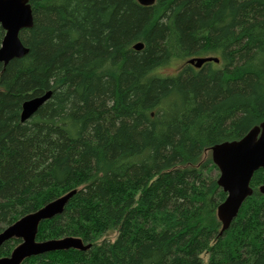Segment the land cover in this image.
Here are the masks:
<instances>
[{
    "label": "trees",
    "instance_id": "trees-1",
    "mask_svg": "<svg viewBox=\"0 0 264 264\" xmlns=\"http://www.w3.org/2000/svg\"><path fill=\"white\" fill-rule=\"evenodd\" d=\"M29 2V52L0 63V232L77 189L37 239L92 245L21 264H264V168L222 231L227 193L207 153L264 121V0ZM202 56L220 61L186 62Z\"/></svg>",
    "mask_w": 264,
    "mask_h": 264
},
{
    "label": "water",
    "instance_id": "water-1",
    "mask_svg": "<svg viewBox=\"0 0 264 264\" xmlns=\"http://www.w3.org/2000/svg\"><path fill=\"white\" fill-rule=\"evenodd\" d=\"M149 6L156 0H138ZM0 24L5 35L0 46V63L8 64L14 58L25 56L29 48L21 38L23 29L34 24V14L29 0H0ZM144 47L143 42L134 44L136 50ZM216 56L192 57L186 62L196 68L207 62L218 63ZM45 94L30 98L23 103L21 120L29 119L51 96ZM212 159L219 170L218 184L227 193L226 199L219 204L217 216L222 223V231L227 229L238 215L244 201L252 195L251 179L256 170L264 168V121L252 127L243 137L213 145ZM264 194V184L259 187ZM77 189L48 202L36 211L22 216L0 232V247L9 239L18 238L21 242L7 256H0V264H21L25 259L42 253L68 250L71 248L87 250L91 243H86L78 236H64L38 240L40 224L64 211Z\"/></svg>",
    "mask_w": 264,
    "mask_h": 264
},
{
    "label": "rangeland",
    "instance_id": "rangeland-1",
    "mask_svg": "<svg viewBox=\"0 0 264 264\" xmlns=\"http://www.w3.org/2000/svg\"><path fill=\"white\" fill-rule=\"evenodd\" d=\"M185 62L181 59V60H172L171 62L159 67L156 70V74L158 75H173L179 72V70L182 68L183 64ZM208 155H212L211 154V149L207 150ZM214 175L219 174V170H214L213 171ZM208 260V255H205V261Z\"/></svg>",
    "mask_w": 264,
    "mask_h": 264
},
{
    "label": "flooded vegetation",
    "instance_id": "flooded-vegetation-1",
    "mask_svg": "<svg viewBox=\"0 0 264 264\" xmlns=\"http://www.w3.org/2000/svg\"><path fill=\"white\" fill-rule=\"evenodd\" d=\"M251 183V182H250ZM251 185V184H250ZM263 185V184H262Z\"/></svg>",
    "mask_w": 264,
    "mask_h": 264
}]
</instances>
